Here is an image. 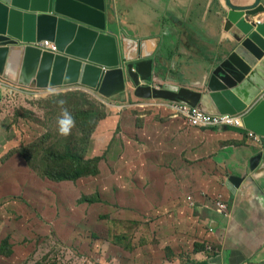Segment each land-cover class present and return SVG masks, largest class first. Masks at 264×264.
<instances>
[{"label": "rangeland", "instance_id": "rangeland-1", "mask_svg": "<svg viewBox=\"0 0 264 264\" xmlns=\"http://www.w3.org/2000/svg\"><path fill=\"white\" fill-rule=\"evenodd\" d=\"M220 8L228 18L227 2ZM224 29L231 30L226 23ZM60 96L88 102L87 117L105 113L114 122L101 151L89 147L88 158H101L97 176L55 183L44 174L55 153L88 148L81 124L55 103ZM125 97L0 85V246L6 240L12 251L0 255V264H220L209 225L199 227L195 219L212 217L209 211L225 202L227 186L215 177L225 170L202 160L196 179L193 163L175 166L177 154L170 155L171 166L162 162L163 128L176 117ZM133 107L146 110H128Z\"/></svg>", "mask_w": 264, "mask_h": 264}, {"label": "crops", "instance_id": "crops-1", "mask_svg": "<svg viewBox=\"0 0 264 264\" xmlns=\"http://www.w3.org/2000/svg\"><path fill=\"white\" fill-rule=\"evenodd\" d=\"M105 1L109 31L121 40L127 41L126 38L129 37L139 42L140 40L147 41L148 51L143 53L146 55L150 52L154 53L149 59L153 60L152 63L147 60L139 65L137 74H135L137 85L128 77L126 89L116 97L126 96L123 99H126L130 105L141 104L143 106L146 99L136 95L138 86L144 85L174 92L186 90L204 95L202 104L199 106L201 110L220 114L206 95V89L213 61L218 59L226 49L227 46H222V43L231 38L229 32H225L224 25L227 17L221 12L224 9L220 8L225 6L226 0ZM255 1L231 0V3L246 7L254 4ZM212 3L218 6L219 11L211 5ZM262 6L264 9V0H262ZM246 14L247 12L231 11L230 13L238 19V23L243 20L254 21L256 24L257 21L264 22V10L257 12L254 16ZM216 19L219 20L218 23ZM221 22H223V27H221ZM233 22L237 23L236 20ZM141 47H137V43L128 40L127 47L124 48L126 59L136 58L138 51L142 50ZM120 51L122 55L123 49ZM140 62L136 60L134 63ZM20 67L21 61L12 64L9 69L0 70V79L19 86L17 74ZM129 72L128 70L127 76L131 75ZM32 88L40 91L36 89L35 84L27 87V89ZM70 88L91 92L80 86L56 89ZM52 89L54 88L44 91ZM145 102L144 104L150 109L161 110L171 117H176L173 111L166 107L176 101L152 97ZM128 110L145 111L146 109L133 107ZM109 118L107 115V118L99 123L94 132L92 149L96 152L101 151V145L104 143L105 146L109 141L110 131L114 125ZM186 125L189 123L184 118L176 117L169 121L168 131H166V126L163 128L162 162H167L168 166H171L169 164L170 155L177 154L172 158L176 162L175 166L186 168L193 163L195 169L192 177L196 179L201 178L196 165L202 160L210 167L225 170V172L222 170L215 172L217 174L215 177L217 180L224 179L226 186L231 177L243 179L235 194L228 188L223 193L226 198L224 203L227 204L230 216L224 217L218 209H214L212 212L209 211V216L212 217L203 219L196 211L197 226L209 225L210 235L215 237L214 241L217 242L219 249L220 264H264V158L257 169H251L252 159L264 153V140L255 142L248 134L224 131L222 128H195L190 125L187 128ZM171 135L177 136L175 144L169 142ZM97 138H99V145ZM112 140L113 138L110 142ZM108 147L105 149L108 150Z\"/></svg>", "mask_w": 264, "mask_h": 264}, {"label": "water", "instance_id": "water-1", "mask_svg": "<svg viewBox=\"0 0 264 264\" xmlns=\"http://www.w3.org/2000/svg\"><path fill=\"white\" fill-rule=\"evenodd\" d=\"M226 2L233 12H247L249 16L264 10L262 0L246 7L236 6L231 0ZM91 13L95 14L94 18ZM106 14L105 0H0V70L21 61L17 84L22 88L32 84L39 90L80 86L103 98L116 97L126 89L128 77L136 83L139 65L154 53H143L148 51L147 41L128 37L127 41L137 43L142 50L136 58L127 60L124 51L127 41L109 31ZM226 24L231 28V38L222 43L227 47L213 61L206 95L222 115L246 112L244 128L225 126L222 130L242 135L252 132L264 140V22L238 23L230 15ZM43 41L54 43L58 52L43 51L32 45ZM136 60L141 62L134 63ZM136 95L198 108L204 97L201 93L144 85L137 87ZM263 158L264 153L254 157L251 169H257ZM242 182L241 178L231 177L227 188L235 194Z\"/></svg>", "mask_w": 264, "mask_h": 264}, {"label": "trees", "instance_id": "trees-1", "mask_svg": "<svg viewBox=\"0 0 264 264\" xmlns=\"http://www.w3.org/2000/svg\"><path fill=\"white\" fill-rule=\"evenodd\" d=\"M55 103L62 104L63 109L73 114L76 118V122L81 124L84 130L82 142H84L88 146V148L84 149L83 152H78L76 149L69 148V146L65 151L63 150L64 152H57L53 156H50L48 158V161L51 163V165H49L48 167L49 171L47 169V172L44 173L45 176L55 183H62L65 181L76 182L81 178L97 176L100 173L99 163L101 161V158H88L87 155L89 154L92 146L94 132L99 123L107 118V115L105 113H101L99 118L96 119L95 117L91 116L87 117V113L85 112L84 108L88 106L89 103L78 100L75 97L71 96H60L55 100ZM101 106L103 109H106L103 104H101ZM91 108L94 109L93 106H91ZM89 121L94 122L90 129L87 130V128L89 127ZM25 153H27L26 148H23L22 154L24 155ZM82 202L83 201H81L80 203ZM209 237L210 240L214 239L212 238L213 236L210 235V233ZM0 255H12V251L9 248L8 242L6 240L0 246Z\"/></svg>", "mask_w": 264, "mask_h": 264}, {"label": "built area", "instance_id": "built-area-1", "mask_svg": "<svg viewBox=\"0 0 264 264\" xmlns=\"http://www.w3.org/2000/svg\"><path fill=\"white\" fill-rule=\"evenodd\" d=\"M262 21H257V24H261ZM35 47L40 48L44 51L57 52V47L50 41H44L41 43L33 44ZM0 85L2 88H12L16 91H21L17 85L7 83L0 79ZM71 90L67 89V91ZM27 92V90H25ZM40 91H35L38 93ZM61 92V91H60ZM170 103V102H167ZM170 108L176 117L184 118L190 126L195 128H223L225 126L233 128H244L243 117L244 115H222V114H212L198 107H192L191 105L183 102H171L166 105ZM249 137H251L255 142H261L262 137L249 132ZM218 211L224 217H229V212L226 203L218 204Z\"/></svg>", "mask_w": 264, "mask_h": 264}, {"label": "clouds", "instance_id": "clouds-1", "mask_svg": "<svg viewBox=\"0 0 264 264\" xmlns=\"http://www.w3.org/2000/svg\"><path fill=\"white\" fill-rule=\"evenodd\" d=\"M44 42V41H43ZM41 43V42H40ZM52 43V42H51ZM34 44H36V43H34ZM54 44V43H53ZM33 45V44H32ZM56 46V45H55ZM40 49V48H39ZM44 51V50H43ZM57 52H58V50H57ZM54 53V52H53ZM56 53V52H55ZM18 87H20V86H18ZM22 92H25V90L27 89V88H19ZM54 89H56V88H54ZM28 90V89H27ZM42 91H44V90H41L40 92H42ZM62 92V91H61ZM146 100H148V99H146ZM146 100H144V102L146 101ZM61 131H62V133L63 134H67L68 133V131H69V129L68 128H62L61 129Z\"/></svg>", "mask_w": 264, "mask_h": 264}, {"label": "bare ground", "instance_id": "bare-ground-1", "mask_svg": "<svg viewBox=\"0 0 264 264\" xmlns=\"http://www.w3.org/2000/svg\"><path fill=\"white\" fill-rule=\"evenodd\" d=\"M71 12H73L72 10H70ZM90 16H92L93 18L95 17V14H93V13H91V14H89ZM79 17H81V18H86V17H83V16H81V15H79Z\"/></svg>", "mask_w": 264, "mask_h": 264}]
</instances>
